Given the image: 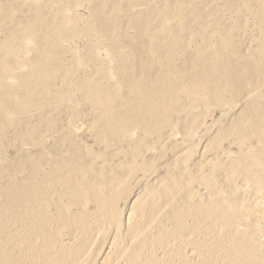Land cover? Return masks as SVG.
<instances>
[{
	"label": "bare ground",
	"instance_id": "obj_1",
	"mask_svg": "<svg viewBox=\"0 0 264 264\" xmlns=\"http://www.w3.org/2000/svg\"><path fill=\"white\" fill-rule=\"evenodd\" d=\"M0 14V264H264V0ZM237 104L215 162L186 159ZM6 133L25 147L15 166Z\"/></svg>",
	"mask_w": 264,
	"mask_h": 264
},
{
	"label": "rangeland",
	"instance_id": "obj_2",
	"mask_svg": "<svg viewBox=\"0 0 264 264\" xmlns=\"http://www.w3.org/2000/svg\"><path fill=\"white\" fill-rule=\"evenodd\" d=\"M8 1L10 2L12 0H8ZM13 3L19 4L18 1H14ZM219 3H221V2H219ZM29 11H31V12H29ZM40 11H43V10H35L33 8H30L29 10L25 9L24 13H22V15L29 16V14L40 13ZM221 13H226V12L223 11V12H220V14ZM0 16H5V15L0 14ZM24 16H22V18ZM249 20H251V19H249ZM246 22L249 24V29L255 33L256 30L251 25L252 22L251 21H246ZM10 27H11V23L8 26H6L4 29H9ZM246 45H242V47H241L242 53L246 52V49H247ZM240 109H241V107L238 104H237V106L231 105V107L229 109H227L226 112L218 114V115H220L218 117V121L211 123V126H212V124H214V126H215L214 129L212 127L207 126L205 128V130L202 129V131L200 133H193V135L186 141V144L184 145L183 150H181V152H183V153L186 151L189 152L184 157L186 159H189L190 161H194V162L201 161L203 164L209 160L211 162H215L214 160H211L214 158V151H215L214 147H219V146L221 147V146L227 145V142L224 140L228 136L226 134V128L229 125V123L231 122V120L234 119L235 115L237 116V113L240 112ZM218 124L221 125L223 127V129H221L216 134V126ZM5 130L8 132L11 131V127L6 126ZM209 139H215V145H212L213 147L207 146V141ZM2 142H3L4 147H5L4 149H6L4 151H5V155H6L7 159L12 160V162L14 161L13 165L15 166L17 164L19 158L22 156V153H23L24 148H25L24 144L19 139L14 140L12 137H8L7 133L2 138ZM203 150L205 152H204V156H202V159H201V154H202ZM161 151H162L163 155L165 154L164 157H162L159 160V162H157V163L155 162L153 165H151L149 168H147V171L145 173L146 176H148L149 174L150 175L152 174L151 172L153 171V167L155 165H158V164L164 165L166 160L168 159V157H170V154L168 152H166L165 149H162ZM156 153L157 152H155V154ZM171 160H172V158L169 161H171ZM171 169H173V165L170 166V170ZM15 176H16V180L18 181V183L21 184V182L19 181V176L22 177V172L15 173ZM217 176H218V180L220 181V183L223 184L222 173H219ZM220 183H219V185H221ZM224 185H225V183H224ZM240 185H242V183ZM192 186L194 188H198L199 190H202V186H198V184H193ZM224 188H227V187H224ZM132 202H133V199L126 202L127 209H129L131 207Z\"/></svg>",
	"mask_w": 264,
	"mask_h": 264
}]
</instances>
